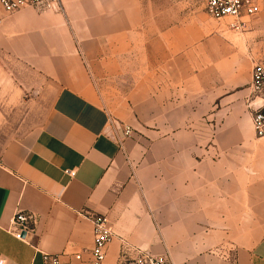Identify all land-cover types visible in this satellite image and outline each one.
<instances>
[{
    "label": "crops",
    "instance_id": "obj_1",
    "mask_svg": "<svg viewBox=\"0 0 264 264\" xmlns=\"http://www.w3.org/2000/svg\"><path fill=\"white\" fill-rule=\"evenodd\" d=\"M255 1L261 15L237 34L214 31L205 0H60L14 14L0 3L4 264H92V216L115 235L105 264L124 243L167 264H264ZM18 211L35 217L21 240Z\"/></svg>",
    "mask_w": 264,
    "mask_h": 264
},
{
    "label": "built area",
    "instance_id": "obj_2",
    "mask_svg": "<svg viewBox=\"0 0 264 264\" xmlns=\"http://www.w3.org/2000/svg\"><path fill=\"white\" fill-rule=\"evenodd\" d=\"M7 14H14L27 8L39 11H57L61 9L60 0H0ZM206 13L214 20L230 19V29L242 31L243 17H255L261 9L255 0H205ZM1 24V20H0ZM251 102L249 103L252 125L257 139L264 140V57L254 61L252 69ZM133 133L131 127H124V134L130 137ZM90 220L94 227V245L91 251L92 264H105L107 251L115 235L103 216H92ZM35 217L30 213L18 211L13 219L12 226L18 231L14 233L19 240L23 234L28 233L34 226ZM60 255H43L44 264H71L63 261ZM74 259L80 261L81 255ZM0 264L4 261L0 260ZM119 264H167L162 258L155 257L141 249L122 245Z\"/></svg>",
    "mask_w": 264,
    "mask_h": 264
},
{
    "label": "rangeland",
    "instance_id": "obj_3",
    "mask_svg": "<svg viewBox=\"0 0 264 264\" xmlns=\"http://www.w3.org/2000/svg\"><path fill=\"white\" fill-rule=\"evenodd\" d=\"M261 15V14H260ZM260 15H258V16H256V17H253L252 19H250V21H254V20H256ZM209 16V15H208ZM213 20V23H214V31H216V30H218V31H222V28H224V30H226V31H224V33L225 32H227V33H234V34H237L236 33V31H234L233 32V30H231L230 29V27L228 26V27H226V22L228 23V21H230L231 22V20L230 19H225V20H221V21H217V20H214V19H212ZM246 20H248V19H246ZM227 28H229V29H227ZM238 33H240V32H238ZM136 75V73H132V74H129V76H128V78H126V80H125V83L126 84H131L132 82H133V77L131 76V75ZM138 77V76H137ZM139 78V77H138ZM122 83H124V81H122ZM105 98V97H104ZM104 98L102 99V97L99 95L98 96V100H100L101 102H102V104H104ZM133 130V129H132Z\"/></svg>",
    "mask_w": 264,
    "mask_h": 264
},
{
    "label": "water",
    "instance_id": "obj_4",
    "mask_svg": "<svg viewBox=\"0 0 264 264\" xmlns=\"http://www.w3.org/2000/svg\"><path fill=\"white\" fill-rule=\"evenodd\" d=\"M25 236V233L23 234V237Z\"/></svg>",
    "mask_w": 264,
    "mask_h": 264
}]
</instances>
